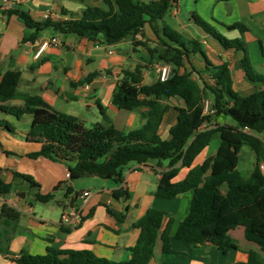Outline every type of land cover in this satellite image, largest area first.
<instances>
[{"label": "crops", "instance_id": "1", "mask_svg": "<svg viewBox=\"0 0 264 264\" xmlns=\"http://www.w3.org/2000/svg\"><path fill=\"white\" fill-rule=\"evenodd\" d=\"M87 7L109 9L104 0H26L12 2L10 7L0 0V80L5 72L18 71L19 96H39L55 110L77 117L87 128L105 124L98 108L101 105L107 121L116 129L123 132L136 130L145 123L147 108L119 110L112 104V94L126 73H132L136 68H140V84H152L159 80V68L164 63L147 49L157 47L156 34L160 36L162 26H169L170 20L185 32V37L197 40L202 50L205 48L203 51L212 64L228 63L235 91L242 96L253 92L256 86L245 81L240 68L241 50H224L194 24V17L208 23L228 41L239 42L246 49L254 70L264 75V0H180L163 20L146 23L139 33L112 45H97L73 34L61 35L51 28L40 30L31 40L34 29L14 12L22 11L36 22L46 19L63 21L79 18ZM9 10L13 12L8 13ZM45 15L48 17L45 18ZM234 24L243 25L247 31L228 29ZM52 39L57 44L50 43ZM45 42L50 44L39 52ZM190 63L185 65L182 72H190L191 78L196 79L187 66L194 67V63H197L199 70H202V59L199 55H191ZM94 72L100 74L89 83L75 88L70 86L71 82H77ZM206 82L212 84L209 79ZM204 97L208 101L206 94ZM22 104L18 98L0 103V107ZM162 104L168 109L162 115L158 134L162 139H167L168 130L176 121L175 107H182L183 102L173 97ZM93 108L98 113L90 117L88 113ZM0 120L6 121L10 128L0 127V179L11 184V192L0 197V264H15L16 257L21 253L44 254L48 247L90 250L111 261L128 260L129 249L134 246L138 236L133 224L150 208L165 213L164 223L172 219V252H162L158 239L149 264H246V253L249 251L264 259L260 248L245 239L242 227L229 231V237L237 249L227 253L210 243L192 244L176 239L177 226L188 214L192 193L171 200L154 195L162 173L167 170L166 161L130 163L123 168L120 183L97 177L70 181L65 178L68 172L65 163L43 157H28L41 146L27 138L31 115L16 118L0 110ZM215 121L218 124H233L222 116ZM257 137L264 143V133ZM213 141L197 162L215 155L220 142L210 153ZM244 152L247 153V160L243 164L244 174H241L238 167ZM254 164L253 151L243 146L238 171L248 178ZM261 165L264 174V162ZM14 173L30 176L36 186L14 177ZM185 173V169H180L177 180L182 179ZM67 186L73 193L66 198ZM115 190H121L127 196L114 199L112 193ZM83 192H88V196L83 197ZM48 194H53V198L47 202L37 198ZM72 208L78 214L79 221L68 226L61 224L62 213Z\"/></svg>", "mask_w": 264, "mask_h": 264}, {"label": "trees", "instance_id": "2", "mask_svg": "<svg viewBox=\"0 0 264 264\" xmlns=\"http://www.w3.org/2000/svg\"><path fill=\"white\" fill-rule=\"evenodd\" d=\"M109 9L87 7L79 18L68 20L46 19L36 22L22 11H14L25 24L34 29L31 40L44 28H51L61 35L73 34L97 45H112L129 35L137 34L144 24L163 20L169 10L180 0H104ZM221 2L225 0H219ZM13 11H8L11 13ZM147 18V19H146ZM194 24L217 41L224 50H241L240 68L245 81L256 86L246 96L233 88L229 65L223 62L212 64L195 39H187L168 25H163L157 36V47L147 49L159 60L171 66L165 81L140 84V68H136L116 85L112 104L119 110L131 111L146 107L145 123L138 129L123 132L106 119L104 108L98 105L105 124L87 128L72 115L59 112L39 96L17 92L20 81L18 71L5 72L0 80V103L20 98V106H4L0 110L16 118L31 115L27 138L40 143V149L28 154L36 159L43 157L61 161L67 165L69 180L97 177L122 181V170L130 163L146 164L148 161L167 162V170L159 179L154 195L171 200L191 192L187 216L178 224L175 238L192 244L210 243L223 253L237 249L229 237V231L242 227L247 241L255 243L264 254V174L260 165L264 162V143L257 135L264 133V75L256 72L246 49L239 42L228 41L208 23L194 17ZM228 29L247 31L241 24ZM191 55L202 59V70L192 71L197 75L182 72L190 63ZM100 72H94L77 82L75 88L89 83ZM211 81V85L206 82ZM205 94L209 112L204 113ZM179 98L182 107H175V123L168 130V138L158 134L163 113L168 106L162 104L170 98ZM222 116L233 124H218ZM0 127L10 129L6 121ZM218 139L220 144L214 156L197 162L210 142ZM248 146L255 155L254 169L244 178L237 169L240 151ZM180 169L184 177L177 180ZM14 177L25 180L30 186L35 181L18 173ZM66 198L73 193L66 187ZM11 192V184L0 179V197ZM114 199L127 195L121 190L112 193ZM42 202L53 198V194L37 196ZM165 213L150 208L133 227L138 230L136 242L129 249L130 258L111 261L95 255L90 250H60L48 247L44 254H19L15 264H149L153 258L156 241L161 242V251L171 253L170 227ZM246 264H264V259L249 251Z\"/></svg>", "mask_w": 264, "mask_h": 264}, {"label": "built area", "instance_id": "3", "mask_svg": "<svg viewBox=\"0 0 264 264\" xmlns=\"http://www.w3.org/2000/svg\"><path fill=\"white\" fill-rule=\"evenodd\" d=\"M8 7H10L11 3L14 2H21V1H26V0H2ZM154 1H157V0H154ZM48 15H45V18H47ZM50 43L52 44H57V41L55 39H52L50 41ZM50 43L48 42H45L42 44V46L40 47V51H42L47 45H49ZM171 73V69H170V66H168L167 64H164L162 66H160L159 68V80L160 81H165L169 75ZM210 110H209V102L208 101H204V108H203V112L204 113H208ZM263 169V165H260V170ZM70 177V173L67 172L65 173V178L66 179H69ZM82 196L83 197H87L88 196V192H83L82 193ZM79 221V217H78V214L75 212V210L72 208V209H69L68 211L66 212H63L62 215H61V218H60V223L63 224V225H71L75 222Z\"/></svg>", "mask_w": 264, "mask_h": 264}, {"label": "rangeland", "instance_id": "4", "mask_svg": "<svg viewBox=\"0 0 264 264\" xmlns=\"http://www.w3.org/2000/svg\"><path fill=\"white\" fill-rule=\"evenodd\" d=\"M169 26L173 29V30H175L176 32H178V33H180V34H182L184 37H185V32H183V31H181L180 29H178V27H176V25L173 23V21H170L169 20ZM187 37H185V40L187 41ZM203 50H205V48H203ZM195 67V68H194ZM194 69H197V70H199V68H200V66L197 64V63H194ZM235 67V66H234ZM192 67L191 66H187V69L189 70V71H191V72H193L192 71V69H191ZM170 69H171V67H170ZM232 70H235V68L233 69L232 68ZM194 73V72H193ZM194 76H196V78H197V75L194 73ZM84 110H86V109H84ZM98 112H97V109L96 108H93L92 109V111L91 112H89L88 114H90V117L92 116V114H94V115H96ZM219 142V140L218 139H214V141H213V146H212V148L210 149V153H211V150L213 149V147H215L216 145H217V143ZM246 149H248V148H246ZM246 160H247V153H242L241 154V161H240V166L238 167L239 168V171L241 172V174H244L243 172V164L246 162ZM245 178V177H244Z\"/></svg>", "mask_w": 264, "mask_h": 264}]
</instances>
